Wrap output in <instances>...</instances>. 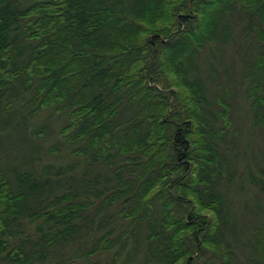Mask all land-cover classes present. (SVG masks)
<instances>
[{
	"label": "trees",
	"instance_id": "trees-1",
	"mask_svg": "<svg viewBox=\"0 0 264 264\" xmlns=\"http://www.w3.org/2000/svg\"><path fill=\"white\" fill-rule=\"evenodd\" d=\"M239 41L264 133V0H0V264H264V150L240 168L226 60ZM45 110L67 159L41 155ZM237 182L260 192L247 232Z\"/></svg>",
	"mask_w": 264,
	"mask_h": 264
},
{
	"label": "rangeland",
	"instance_id": "rangeland-1",
	"mask_svg": "<svg viewBox=\"0 0 264 264\" xmlns=\"http://www.w3.org/2000/svg\"><path fill=\"white\" fill-rule=\"evenodd\" d=\"M252 47V43L249 41H239L235 47L230 49L229 54L226 55V60L232 65V69L236 68L234 78L232 77L234 80H241V76L245 74L246 71L248 73L249 68L246 63L254 56ZM238 80L236 82V84H238V89L234 90L236 95H234L233 103L236 121L235 126L240 131L237 136L238 146L236 148L237 152H240L241 157L243 156V158L239 160V164L244 161L245 163H243L240 168L245 169L246 164L249 162L254 167V171H257L254 165L255 162L260 161L263 163L262 151L264 150V133L261 128H255L253 126L249 105L247 104L243 88L240 86L241 84ZM41 117L43 120L50 122L48 132L45 133L41 139V143L44 146L41 151V155L47 161L67 159L66 157L62 158L64 155V151L62 149L54 152H51L49 149L52 144L61 143V137L55 131V128H57L56 126L60 121L59 117L49 110L43 111L41 113ZM9 135L12 137L13 134L10 133ZM13 137L17 139L13 141L14 143H18V146H22L23 143H25L22 139H18V136L13 135ZM25 147L27 150H31L29 144L26 143ZM239 185L240 183L237 182L235 186H232L235 190L231 195L230 206L233 207L235 211L234 213L237 214L236 217L239 220L240 228L243 232H247L248 228L251 226V222H253L251 214L252 210L255 209L254 206L257 205L256 200L258 199L260 192L257 190L255 192L256 196L254 197L252 195L254 194L253 190H239ZM229 188H231V186ZM248 203L250 205L249 207H247ZM245 213L246 215L244 216Z\"/></svg>",
	"mask_w": 264,
	"mask_h": 264
}]
</instances>
